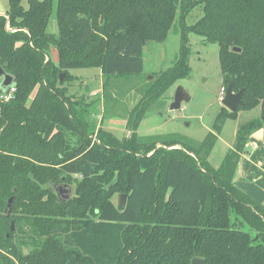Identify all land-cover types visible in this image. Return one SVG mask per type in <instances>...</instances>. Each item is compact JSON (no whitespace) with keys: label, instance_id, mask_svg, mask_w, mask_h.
<instances>
[{"label":"trees","instance_id":"trees-1","mask_svg":"<svg viewBox=\"0 0 264 264\" xmlns=\"http://www.w3.org/2000/svg\"><path fill=\"white\" fill-rule=\"evenodd\" d=\"M7 1L0 66L15 85L8 100L0 93V264H264V207L233 184L250 134L261 129L264 141V0H57L56 33L47 31L53 0H28L27 9ZM197 7L201 17L187 24ZM176 26L179 56L143 92L130 128L189 76L191 34L217 45L222 87L244 88L242 106L221 108L194 144L95 129L93 103L68 95L69 70L139 74L147 43ZM257 108L212 168L225 122ZM57 183L73 186L69 201L57 202Z\"/></svg>","mask_w":264,"mask_h":264},{"label":"rangeland","instance_id":"rangeland-1","mask_svg":"<svg viewBox=\"0 0 264 264\" xmlns=\"http://www.w3.org/2000/svg\"><path fill=\"white\" fill-rule=\"evenodd\" d=\"M21 6L28 8V0H21ZM57 0L52 2L51 20L48 32L56 33ZM8 9V1L0 0V13ZM200 8L193 9L186 18L187 24H193L201 17ZM171 28L165 41L161 43L149 42L143 49L142 72L131 76L100 77L99 69H73L70 74L76 78L70 85L69 94L87 98L93 104L89 107L91 124L99 126L105 132H110L117 139H123L136 133L140 137H152L159 140L174 136L179 141L191 144L201 142L208 132L221 108L222 75L218 62V47L206 43L195 35H189L190 74L186 79L179 80L175 85L153 101L141 116L137 128H130L131 112L138 107L143 92L151 85L154 77L166 71L176 62L179 56V28ZM51 57L54 59L55 52ZM151 76V78H149ZM106 88L102 90V85ZM178 86L184 88L189 95L187 102H182L180 108L171 110L175 90ZM36 88L30 96L34 97ZM259 116V110L239 111L235 120H228L217 136L211 153L207 156L209 165L216 169L229 148L233 146L238 127ZM251 149L246 156L251 157L248 163L243 162L248 174L240 178L236 176L237 189L244 190L256 201L264 205V141L261 129L253 131L249 136ZM175 148V147H174ZM193 156V155H192ZM240 159V157H239ZM238 159V161H239ZM253 162V164H252ZM238 164V162H237ZM257 164V166H255ZM255 167H254V166ZM237 168V165H236ZM235 173V172H234ZM233 175V182H234ZM244 230L248 228L244 226ZM252 234L251 232H249Z\"/></svg>","mask_w":264,"mask_h":264},{"label":"water","instance_id":"water-1","mask_svg":"<svg viewBox=\"0 0 264 264\" xmlns=\"http://www.w3.org/2000/svg\"><path fill=\"white\" fill-rule=\"evenodd\" d=\"M233 52L240 53L241 50L237 47H232ZM62 76H60V81H62ZM151 78V76L149 77ZM15 82L14 78L7 74L5 70L0 66V93L7 94L10 89L14 88ZM245 89L242 88L238 92H233L232 82L230 81L225 88V92L221 101V104L229 112H235L239 106H242V97ZM189 100V95L181 86H178L175 90L172 104L170 105L171 110H177L180 108L182 102H187ZM53 191L57 197V202H67L71 199L73 194V186L67 183H57L52 185ZM126 196L120 195L118 197V203L120 208L125 205ZM13 199L10 198L7 203L8 213L10 214L11 203ZM14 230L13 223L10 224V231ZM189 264H204L201 258H192Z\"/></svg>","mask_w":264,"mask_h":264},{"label":"crops","instance_id":"crops-1","mask_svg":"<svg viewBox=\"0 0 264 264\" xmlns=\"http://www.w3.org/2000/svg\"><path fill=\"white\" fill-rule=\"evenodd\" d=\"M0 15H4L3 13H0ZM54 61H56V56L54 57V59H53ZM100 77L101 78H103V76L101 75V71H100ZM75 81H73L72 83H70V85H73V83H74ZM70 85L68 86V95H70L69 94V91H70ZM102 87V90H103V85L101 86ZM89 101V100H88ZM231 148H232V146H231ZM231 148H229V150L231 149ZM251 149V151L252 150H256V148L254 147V146H251L250 147V144H249V139H248V142H247V144H246V146H245V150H244V152L243 153H241L240 155H239V157H240V159H239V161H238V164H237V168L235 169V173H234V182H233V184H237V182H236V176L238 175V174H240V178H243L244 179V177H246L247 176V174H248V172H247V170H245V167L243 166L244 164H243V162L246 164V163H248L249 162V160L251 161V157H247L246 155L248 154V153H250L251 151H249ZM249 159V160H248ZM252 164H253V162H252ZM254 166V165H253ZM255 166H257V164L255 165ZM254 166V167H255ZM264 168V167H263ZM243 193H245L246 195H248L251 199H253L252 197H251V195H249L247 192H245L244 190H241ZM254 200V199H253ZM255 201V200H254ZM255 202H257L258 204H260L261 206H263L264 207V205L262 204V202H260V201H255Z\"/></svg>","mask_w":264,"mask_h":264},{"label":"built area","instance_id":"built-area-1","mask_svg":"<svg viewBox=\"0 0 264 264\" xmlns=\"http://www.w3.org/2000/svg\"><path fill=\"white\" fill-rule=\"evenodd\" d=\"M6 27H7V29H8L9 31H11V32L14 31V30L10 29V28L8 27V25H7ZM13 91H14V88L10 89L9 92H8L7 94H3L2 96H4V100H8V99L10 98L11 93H12ZM224 92H225V89L222 88V89H221V95H224Z\"/></svg>","mask_w":264,"mask_h":264}]
</instances>
